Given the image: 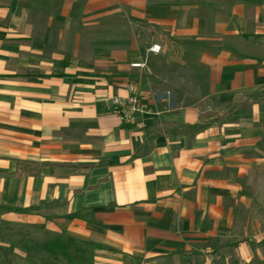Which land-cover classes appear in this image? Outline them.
I'll return each instance as SVG.
<instances>
[{
	"label": "crops",
	"instance_id": "1",
	"mask_svg": "<svg viewBox=\"0 0 264 264\" xmlns=\"http://www.w3.org/2000/svg\"><path fill=\"white\" fill-rule=\"evenodd\" d=\"M14 226L45 264H264V0H0Z\"/></svg>",
	"mask_w": 264,
	"mask_h": 264
},
{
	"label": "rangeland",
	"instance_id": "2",
	"mask_svg": "<svg viewBox=\"0 0 264 264\" xmlns=\"http://www.w3.org/2000/svg\"><path fill=\"white\" fill-rule=\"evenodd\" d=\"M27 241L22 227H4L0 236V264H45L48 259L39 256L37 246L34 248V254H24ZM33 259L36 261H32Z\"/></svg>",
	"mask_w": 264,
	"mask_h": 264
},
{
	"label": "built area",
	"instance_id": "3",
	"mask_svg": "<svg viewBox=\"0 0 264 264\" xmlns=\"http://www.w3.org/2000/svg\"><path fill=\"white\" fill-rule=\"evenodd\" d=\"M150 50L152 52H160L159 45H153ZM141 63H134L133 66L140 67ZM130 95L127 98L118 97L113 100L112 108L114 113L122 122H129L137 113H145L149 111L148 105L145 104L137 92L136 86L133 83L129 84Z\"/></svg>",
	"mask_w": 264,
	"mask_h": 264
},
{
	"label": "trees",
	"instance_id": "4",
	"mask_svg": "<svg viewBox=\"0 0 264 264\" xmlns=\"http://www.w3.org/2000/svg\"><path fill=\"white\" fill-rule=\"evenodd\" d=\"M4 210L6 209V210H15V209H11V208H3ZM18 210V209H17ZM19 211H27L26 209H19Z\"/></svg>",
	"mask_w": 264,
	"mask_h": 264
}]
</instances>
